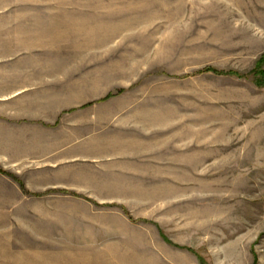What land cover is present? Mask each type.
Wrapping results in <instances>:
<instances>
[{
    "label": "rangeland",
    "instance_id": "obj_1",
    "mask_svg": "<svg viewBox=\"0 0 264 264\" xmlns=\"http://www.w3.org/2000/svg\"><path fill=\"white\" fill-rule=\"evenodd\" d=\"M35 1L110 3L128 13L127 34L151 37V56L110 60L133 73L106 99L110 118H167L158 153L175 156L113 189L35 192L0 168L33 206L0 236V264H264V0ZM54 195L79 202L73 237L62 228L76 247L62 253L50 251Z\"/></svg>",
    "mask_w": 264,
    "mask_h": 264
},
{
    "label": "crops",
    "instance_id": "obj_2",
    "mask_svg": "<svg viewBox=\"0 0 264 264\" xmlns=\"http://www.w3.org/2000/svg\"><path fill=\"white\" fill-rule=\"evenodd\" d=\"M121 11L105 2L0 0V168L28 190L113 189L119 185L111 179L143 177L137 166L153 164L151 157L175 156L158 153L162 139V148L169 144L158 135L165 136L167 118H110L106 97L133 73L126 66L114 69L110 60L152 52L142 46L151 37L140 38L134 29L127 34L128 13ZM168 163L187 166L185 159ZM44 201L54 206L46 218L59 230L50 234V251L62 253L68 244L63 236L73 237L68 221H77L79 202L57 195ZM32 207L30 195L0 172V236L15 221L25 227ZM68 245L65 251L76 247L73 239Z\"/></svg>",
    "mask_w": 264,
    "mask_h": 264
},
{
    "label": "trees",
    "instance_id": "obj_3",
    "mask_svg": "<svg viewBox=\"0 0 264 264\" xmlns=\"http://www.w3.org/2000/svg\"><path fill=\"white\" fill-rule=\"evenodd\" d=\"M200 262H201V264H205V262H204V260L200 257Z\"/></svg>",
    "mask_w": 264,
    "mask_h": 264
}]
</instances>
